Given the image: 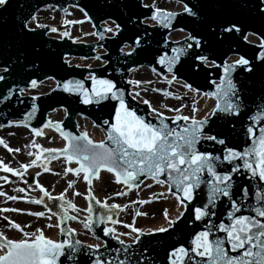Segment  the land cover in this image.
I'll return each instance as SVG.
<instances>
[{
	"label": "snow or ice",
	"instance_id": "snow-or-ice-1",
	"mask_svg": "<svg viewBox=\"0 0 264 264\" xmlns=\"http://www.w3.org/2000/svg\"><path fill=\"white\" fill-rule=\"evenodd\" d=\"M6 4L7 0H0V6H6ZM194 7L198 6L190 7L188 3H185L182 11L189 16H196L197 12L194 11ZM215 7L239 9L243 16L237 17L234 14L231 17L223 16L218 21H214V26L211 28L213 35L216 32V27L220 25H224L220 27V34L223 36L232 32L242 33L248 21L259 22L260 29L250 33L251 36L258 38L259 53H254V58L259 62L258 64H254L245 55H238L231 61L226 60L223 64L217 65L216 61L210 59L207 54H202L204 53L205 41L199 33H190L187 36V41L190 43L186 41L184 47H174L172 49L173 55H163L157 60V63L163 65L169 74L173 73V66L185 54L189 58L190 67L199 68L203 64L209 68L220 69L219 80L213 82L215 84L213 91L200 93L198 89L192 88L189 84L184 85L191 92H197L198 95L214 99V105L203 117H198V108L194 101L190 115L180 114V108L169 109L175 113L170 118L173 124L175 121H183L182 126H169V123L166 122L169 118L155 108L151 109L150 113L154 114L157 121L154 123L147 119L146 115H138L130 107L125 91L117 86L112 79L90 75V87H87L83 80L66 79L62 83L58 82L57 87L62 88L66 93L77 94L80 101L85 105L99 104L106 100L114 102L111 105L113 111L109 119L102 121V124L106 126L104 129L106 134L101 140L95 141L88 136L86 131L80 132L79 135H73L61 130V135L66 141L63 149H41L39 144H35L34 147L49 154L60 152L66 161H74L77 166L67 167L65 172L75 175L82 173L84 180L89 185L92 184V177L99 179L98 174L101 170L113 174L116 183H123L128 188L138 186L137 180L140 176H150L157 183L167 184L169 194L174 197L180 208L190 212L188 225L207 221L201 230H193L188 234L190 239L187 243L176 241L175 244L168 247L166 250L167 264H264V103L257 105L258 110L254 114L247 115L240 86L234 82L233 77V72L237 67L249 74L258 68L264 69V0H216ZM177 15L178 13L174 11L156 8L152 12L151 19L169 27V21ZM85 17L88 18L87 13H85ZM35 19L36 17L32 16V20L35 21ZM134 21L135 17L130 16L128 22L134 23ZM65 23H69V21H65ZM110 23L111 27L106 26L104 31L116 36L121 32V25L115 20ZM22 27L24 29L20 33L22 39L26 40L29 36L35 35V29L29 27L27 22H24ZM37 27H41V25H37ZM49 30L51 32L57 31L56 28ZM61 35L66 36L68 33L64 32ZM244 38L247 40L248 35H245ZM14 43L15 41L11 39L0 37V45L9 49L13 48ZM140 43V36H134L133 44L138 46ZM196 49H199L200 52L198 53ZM35 51L38 52L39 49ZM96 59H100V57L97 56ZM25 61L26 52L21 50L19 45H16L15 57L0 61L4 65L0 67V81H6L12 75L14 65L17 63L22 65ZM46 79H53V77H46ZM175 79L176 76L171 75L169 83ZM38 83L39 81L33 78L28 81V87L36 88ZM129 83L136 84L139 82L129 81ZM14 90H18L21 94L25 92L24 88L16 89V86L13 85V87L7 88L6 94L0 93V97H2L0 102L14 95ZM165 94L168 95V93ZM136 96H139L138 92L133 96V99ZM260 100L264 102V90L260 94ZM143 103L148 104L149 102L144 100ZM182 107L184 105H181ZM247 111L251 112L252 110L248 109ZM217 114L232 117L247 115L249 124L244 130L248 139L251 140V144L244 147L243 150H238L235 146H227L225 137L230 131L227 123L220 126V130L216 131L215 134H212L209 118ZM25 115L28 117L31 116V113ZM32 132L37 135L41 134L35 128L32 129ZM203 141L221 146L222 155H214L210 151L199 150L197 145ZM40 151L35 154L36 158L30 164H22L20 167L27 168L35 165L37 161L41 160ZM221 165L224 167L221 168ZM0 169L16 176L21 175L3 163H0ZM241 169L250 174V177L257 178L261 182L260 187L254 192L257 205L247 204L250 199L249 188L238 186L234 188L235 175L240 173ZM205 173L206 177L202 179ZM161 175H164L166 179L161 180ZM71 183L69 182V187H71ZM201 185H205L207 191L206 195H202L197 202V192L203 191ZM36 187L49 200L62 202L58 206L61 210L60 213L53 212V216H58L61 221L65 218L77 219L76 216H68V209L74 210L75 205L66 201L63 193L57 197H52L38 182H36ZM20 190L23 191V189ZM236 193L240 195L237 196ZM116 195L122 196L125 193L118 192ZM87 198L96 200L91 190L88 191ZM8 199H16V197L9 196ZM222 199L228 201L231 209L226 214L228 222L213 223L212 218L217 217L216 208ZM31 202L38 205L44 204L43 199H34ZM97 203L110 210L119 207L116 204L109 206L100 201ZM45 211L52 212V208L45 204ZM86 211L91 215V206ZM30 214L41 217L45 213L34 212ZM183 215L184 211H179L174 218H169L168 212L165 210L164 216L167 226L157 227L151 231L167 233L168 229L172 228ZM106 221L113 224L117 223L110 215L96 217L97 223H106ZM84 224L86 228H90L92 221L86 219ZM12 226L18 230H23L18 224ZM51 226L48 225V227ZM57 227L61 233H65L62 240L47 238L41 229H36L35 233L24 232L25 238L22 239H8L0 234V264H59L60 258L64 255H67L70 261L79 264L76 256L81 250L89 253V250L101 247L99 244L82 246L81 241L73 240L67 234L73 233L74 230L68 229L66 233L59 223ZM125 227L129 228L132 234H135L132 236L133 244L138 242L141 235L144 234L141 229L132 224H127ZM114 231L112 228L103 226V232L106 235L114 233ZM214 232H220L224 235L211 239L210 237ZM122 235H129V233ZM114 239L124 249L125 259L119 260L118 264H132L129 253L130 245H125L124 240L120 239L119 236H114ZM225 245L228 246L227 249ZM228 249L235 255H230ZM116 251H120V249H116ZM147 251L145 249V252ZM91 264H117V261L110 255L105 261L104 257L97 253L95 258L91 259ZM137 264H147V257H141Z\"/></svg>",
	"mask_w": 264,
	"mask_h": 264
},
{
	"label": "water",
	"instance_id": "water-1",
	"mask_svg": "<svg viewBox=\"0 0 264 264\" xmlns=\"http://www.w3.org/2000/svg\"><path fill=\"white\" fill-rule=\"evenodd\" d=\"M185 4L188 3L190 7H194V11L197 12L196 16H189L187 13H180L176 17H173L169 21V27H165L163 24L156 21L157 25L149 26L142 24V20L146 23H154L151 19L152 12L154 11L149 5L141 3V0H7L6 6H0V37L11 39L15 41L12 49L6 46L0 45V61L13 58L16 55V45H19L21 50L26 52V61L21 65L17 63L13 66L12 75L6 81H0V93L6 94V90L9 87L16 86L18 88L28 87V81L36 78L38 81L45 80L46 77H53L56 83H62L63 80H83L87 87L91 86L89 78H85L86 74L93 73L101 78L112 79L114 83L125 91L127 102L130 107L136 111L138 115H146L147 119L156 123V119L149 116V109L146 104H141L129 96L130 84L127 82V76L129 69L133 67L146 66L151 69H155V72L160 75L169 74L167 69L157 63L160 56L173 55L172 49L174 47H184L187 38L172 42L166 39V35L178 28H182L191 34L199 33L200 37L205 41L204 53L207 54L210 59L215 60L217 65L223 64L224 60L229 56L227 61H231L236 57L233 55H245L254 64L259 62L255 60L254 53L258 54L259 49L257 45V38L248 35V41L254 42V44H248L244 41L243 36L246 32H253L260 29L261 25L256 21H248L243 28L242 33L236 34H224L221 36L220 25L216 27V32L213 35L211 28L214 26L213 22L218 21L223 16L231 17L236 15L242 17L243 13L239 9H220L215 7L216 0H176ZM78 6L83 9L95 27V35L98 40L94 43H76L68 39L67 35H61V39H54L45 36V33L50 31L51 27H43L35 30V35L29 36L26 40L20 37V33L24 31L22 25L24 22H28L29 19L39 10L47 6H55L59 10H63L66 6ZM143 5V6H142ZM148 6V7H145ZM183 7V5L181 6ZM156 8V7H153ZM134 16V23H129V17ZM104 20H115L121 25V32L113 37H106L104 28L99 24ZM43 26V25H41ZM104 26L111 27L110 22H106ZM66 31V30H65ZM63 33V32H62ZM139 35L141 43L137 46L133 44L134 36ZM183 33H171L169 39H181ZM72 38V37H71ZM77 41H89L78 38H72ZM190 43V41H187ZM124 44H128L130 47H124L120 50ZM101 46L102 54H96L94 48ZM39 49L38 52L35 50ZM191 51V50H189ZM199 53L200 50L196 49ZM82 56L84 58L100 57V60L107 61L97 69L77 68L74 66H68L63 58L65 56ZM80 59L67 58L69 64L78 63ZM30 62V63H29ZM82 63L94 67L100 63L97 60H82ZM4 65L0 63V67ZM119 69V71H117ZM176 76V79H180L187 84H190L194 88L202 92L213 91L215 84L213 81L219 80L220 69L209 68L201 64L199 68L190 67V61L187 54L180 57L176 65L173 66L172 75ZM234 82L240 86L241 97L244 99L245 112L247 115L254 114L258 109L257 105L264 103L260 100V94L264 90V69L258 68L255 72L249 74L245 73L237 67L233 72ZM131 81V74L129 77ZM52 81H44L37 84L36 88L25 90L24 95L36 96L48 90L53 86ZM18 90H14V95L9 99L0 102V124H7L12 119H22L23 124L30 125L38 128L41 122L44 120L47 112L53 111L55 108L63 107L67 112V116L64 120L58 124H49L56 133L62 138L61 130L65 133H72L73 135H79L80 133L76 129V122L74 117L77 115L84 116L93 121L96 125L106 128L102 124V121L109 119L113 108L111 107L114 102L110 100L102 101L101 103H91L88 105L83 104L77 94H69L56 86L47 94L39 97H19ZM2 98V97H0ZM35 105V107H33ZM251 109V112L247 110ZM26 113H31V116L26 117ZM247 115H241L238 117L226 116L225 114H217L209 118V125L212 129V134L220 130V126L228 124L230 131L227 133L225 139L227 146H235L238 150H243L244 147L251 144V140L248 139L244 129L249 124ZM169 126H182L183 121H175L174 124L169 118L166 120ZM230 122V123H229ZM207 127V126H206ZM80 130V127H78ZM81 131V130H80ZM104 132V131H103ZM105 134V133H104ZM64 139V138H63ZM66 142V141H65ZM107 143V141H106ZM199 150H207L214 155H222L220 149L221 146L212 142L203 141L197 145ZM60 149L62 146L56 147H41ZM58 157H64L60 152L45 153L41 155L43 163H47ZM74 162V161H73ZM224 166L221 165V168ZM150 177V176H149ZM206 177V173L204 177ZM147 177L140 176L137 180V185ZM161 180H165L166 177L161 175ZM235 187H247L250 189L247 204L257 205L255 201L254 192L260 187V183L257 178L250 177L245 170L241 169L240 173L235 175L234 178ZM203 191L197 192V202L202 195H206V186L201 185ZM175 190V189H173ZM239 196V193H236ZM66 198V197H65ZM88 206H91L92 213L89 220L92 221L90 230L93 234L101 239L102 246L98 249L89 250V253H85L83 250L76 256V260L79 264H91V259L95 258L99 253L104 257L105 261L108 260L109 255L117 261L125 259L123 255L124 249L111 235H106L103 232V226L105 222L97 223V216H108L112 219L115 218L117 209H106L98 204L96 200L88 199ZM58 201V202H57ZM57 202V203H56ZM60 200H54V208L58 207ZM194 206V205H193ZM52 208V209H54ZM231 210L227 200L222 199V202H218L216 211L217 217H213V223H219L220 221L228 222L227 212ZM184 215L179 221L168 229L167 233L153 232L149 234H142L141 238L135 244L127 243L130 245L129 253L132 259V264H137L141 260V257H147V264H167L166 250L170 245L176 243V241H182L187 243L190 236L188 235L193 230H201L204 224L195 222L192 225H188L187 221L190 218V212L187 209H183ZM248 214V213H241ZM66 219V218H65ZM60 221V227L65 229L66 220ZM107 222V221H106ZM198 225V226H197ZM4 235V232L1 231ZM151 232V231H146ZM144 233V232H143ZM115 234V233H114ZM223 233L214 232L210 237L215 239L217 236H222ZM116 236V234H115ZM82 246H86L81 244ZM226 249L228 248L225 245ZM120 249V251H116ZM145 249L148 251L145 252ZM229 250L230 255H235ZM200 259V258H197ZM59 264H75L74 261H70L67 255L60 258Z\"/></svg>",
	"mask_w": 264,
	"mask_h": 264
},
{
	"label": "rangeland",
	"instance_id": "rangeland-1",
	"mask_svg": "<svg viewBox=\"0 0 264 264\" xmlns=\"http://www.w3.org/2000/svg\"><path fill=\"white\" fill-rule=\"evenodd\" d=\"M155 2L156 0H154V4ZM65 21H69V23H65ZM28 25L31 28H37V25H43V26L48 25L53 28H56L57 31L53 32V36L55 37L59 36V33L62 30L64 31L66 30L68 35L72 38H78L83 40L92 39L91 26L88 23H85L84 16L80 13V11L75 10L73 8H67L66 12L64 13L55 11L52 8L43 10L36 15L35 21L32 20ZM139 73H140V77L135 79L134 76L139 75ZM139 73L134 75L133 73L131 74V81L139 82L136 84H132L131 87L132 96H135V94L138 92L139 96H136L135 98H137L141 102L147 100L149 102L148 105L152 109L155 108L159 112L167 116L170 114L169 109L172 108L182 109L183 107L181 108V105H184V108L187 109V111H184L186 114H191V109L193 106L192 102H194L193 100L194 97L192 98L189 97V93L191 92L189 91L188 88L184 87V83L183 85H179L177 84L178 81H175L176 82L175 86L177 87V90H171L172 88L171 89L168 88L172 86L173 83L172 81L171 83H169V80L166 81L164 77H160L154 74L151 70H148L147 68H140ZM157 82L158 84H156ZM165 93H168V95H170L171 97L166 95ZM178 95L181 96V99H177V97H179ZM183 95H188L189 97V99H187L186 102L182 101ZM53 113L54 115L56 114L55 118H59L60 114H62L61 111L58 110ZM86 122L90 124L89 121L79 120L78 127H80L81 131H86L88 136L91 139H93L90 134L91 126L88 125ZM93 128L101 129L100 127H95V126H93ZM47 138H52V143H54L58 137L54 140H53L54 137L52 135ZM37 142L38 141H36V144ZM34 145H35L34 143L33 144L31 143L30 147H24V150L22 154L18 157V160L16 157L12 156L10 157V161H8L7 163L10 166L14 165V168H16L17 164L19 166H21L22 164L23 165L30 164V162L33 160V157L36 154V148L34 147ZM54 145L56 144L54 143ZM61 170H62L61 167L57 165L53 173L49 175V177L51 178L50 183H47V181H44L43 179H40L39 182L46 188L49 194H52L54 191H65L66 195L68 197H71L73 196L72 192L74 190L77 191L78 188L80 187L78 183V179H76V182L73 187H69V182L75 181V178L72 176L70 177L65 176V174ZM19 171H25L22 177L16 175L11 176L10 174L3 173L0 178V182H4V184L0 185V188L2 187L7 193V195L10 196L19 194L18 191L20 190V188H24V195L28 196V198L33 197V195L37 196L38 194L37 190L33 191V189H35L36 187V182L34 179L36 178V173L39 172L36 165L27 168H20ZM107 173L108 172H105L104 174L105 176L103 175L101 176L102 178L105 177L104 180L107 185H105V187L103 186L102 188L99 184H96V186L98 187L96 191L97 192L96 195L98 196L99 199H102L103 201H107L110 197H115V199L109 200L108 204L116 203L117 205L121 206L122 221L131 223L132 219H136V224H134V226H140L141 222H143L144 220L145 221L148 220L149 217H147V215L149 213H153L154 217H157L153 219L154 221L151 222H157L160 220L159 217L164 215V211L166 210L165 202H163V199L158 197L157 198L158 200L154 201L153 204H146L143 207L140 206V204L149 200L151 195H154L153 193L156 192L157 188L152 190H148L144 188L137 191H133V193L132 192L129 193L128 196L117 197L116 193L120 192V190L112 182L113 179L109 175H107ZM5 177L7 178L6 180L4 179ZM7 180H16V181L11 183ZM77 200H80V198L78 197ZM134 202H136V204L138 205L137 216L133 209ZM27 210H30V212H39L42 209L38 207H33L32 209H27ZM144 213H146V215H144ZM1 219H3V217ZM3 221L4 223L7 224L5 219H3ZM14 221L17 223L16 219H14ZM39 221H41V225L36 226L35 230L41 229L40 226H43L46 223V221H44L43 218H39V220L38 219L36 220V223H34V225L35 224L37 225ZM47 222L50 223L49 220H47ZM9 224L13 225L15 223L9 221ZM20 226L26 232L29 233L33 232L34 229L33 227H30V229H28L26 228L25 224ZM80 239L81 241L82 240L85 241L84 238L82 237H80Z\"/></svg>",
	"mask_w": 264,
	"mask_h": 264
},
{
	"label": "bare ground",
	"instance_id": "bare-ground-1",
	"mask_svg": "<svg viewBox=\"0 0 264 264\" xmlns=\"http://www.w3.org/2000/svg\"><path fill=\"white\" fill-rule=\"evenodd\" d=\"M141 3L142 4H145V5L152 6V7L160 8V9H165V10H168V11H174V12H176L178 14H180L182 12V8H183V7H181L182 6V3L180 1H178V3H176L175 1H171V0H156V2L154 4V0H141ZM135 74H138V73L136 72ZM139 77H140V74L137 75V76H134L135 79L136 78H139ZM170 79H171V77H166L165 78V80H170ZM156 84H158V82ZM175 84H176V82H174V84L172 83V86L169 87L168 89H171L172 88L171 90H177V87L175 86ZM177 84L183 85L180 82H178ZM189 97L190 98L194 97L193 100L196 102V106L198 108V113H197L198 117H203L204 114L215 103V101H214L213 98H208V97H205L203 95H198L197 92H191V93H189ZM189 97H188V95H183L182 96V101L183 102H186V100L189 99ZM179 99H181V96H179ZM192 104H193V102H192ZM184 111H187V109L183 107L182 109H180V114H182V115H190V114H186ZM169 113H170L168 115L169 117H172L173 115H175V113H173L172 111H170ZM55 116H56V114L53 115L52 118L50 117V119L51 120H55L56 119ZM60 117H61V114H60ZM88 125H90V124H88ZM0 131L2 133V136L5 139H7V138L10 137V139L13 140V141L17 139V135L16 136H14V135L13 136L12 135L9 136V133L10 132H16V131L18 132V134H21L24 138H29L30 137V139H32V137H34V139L36 138L37 141H41L45 137L47 130L44 129V135H42V136H37L35 134H31L30 132H28L27 130H25L23 128H21V129H17V128H4L3 130H0ZM90 131H91L90 134H91L92 138L95 139V140H101L104 137V135H105L104 132L101 129H98V128H92V129H90ZM7 140L9 141V139H7ZM38 144L41 147H49L47 142L46 143L39 142ZM55 144L56 145H52V146L53 147L63 146V141L60 140V139H57L55 141ZM59 163H61V160L54 162L53 165L56 166ZM62 167L65 168L67 166L65 164H63ZM102 174H104V173H102ZM102 174L99 176V179H97L96 181H94L92 183V186L91 187H88L86 185H82L79 188V193H76V196L80 198V200H78V201H73V199H71L70 197H68L63 191H54L53 194L55 195V194H58V193L59 194L63 193L64 197H66L69 202H71L73 205H75L74 212L71 213L72 216H76L78 220H82L86 216V214H85L84 197H85L87 191L91 190L92 193L94 191H97V188L98 187L95 185V183L96 184H99L102 188H103V186L105 187V185H107L106 182H105V180H104L105 177H103V178L101 177ZM103 176H105V175H103ZM42 177H43V179H45L44 176H42ZM145 182H151L152 184L156 185V187H154V188H157V192L163 194L164 201H165V207H166V210L168 212L169 218H174L175 215H177L178 212L181 211V208L176 203L174 197H172L169 194V192L167 191V187H165V185L162 184V183H157L156 181H153V180H150V179H146ZM71 197L74 198V196H71ZM159 218H160V220L157 221V222H151V221H154L153 219H155V217L152 218V219H148L147 221L144 220L143 222L140 223L141 225L139 227H136V228L141 229L142 232H146V231L154 230L157 227H165L167 225L166 224V220H165V216L163 215V216H160ZM20 220L23 223H25L26 221L30 222V227L31 226H33V227L36 226V225H32V223L34 222V219H32V218H28V217L24 216ZM119 221H122V215H121ZM52 223H53V229L50 230L47 233H44V235L45 236H48V238H50V239L56 240L57 237H58V231L55 228L56 220L53 219L52 220ZM124 224H126V223H124ZM111 225H112V223H111ZM70 226H71L72 229L77 230L78 231V232L76 231L77 233H81L82 232V229H79V227H78L77 224L70 223ZM113 229L115 230L114 233L116 234V236H119V238L120 239H123L124 242H128V241L131 242L132 241V236L135 235V234H132L131 233V230L129 228L125 227V226H120V225L114 226L113 225ZM46 230L47 229H45V232H46ZM3 232L5 234V231H3ZM123 233H129V235H122ZM78 237H79V235L76 236L75 239H77ZM81 237L85 239V243L88 244V245L101 244L100 241H98V240H96V239H94L92 237H83V236H81Z\"/></svg>",
	"mask_w": 264,
	"mask_h": 264
},
{
	"label": "flooded vegetation",
	"instance_id": "flooded-vegetation-1",
	"mask_svg": "<svg viewBox=\"0 0 264 264\" xmlns=\"http://www.w3.org/2000/svg\"><path fill=\"white\" fill-rule=\"evenodd\" d=\"M22 204V202L20 200H14V199H8L7 196H3L2 194H0V209H6L2 210V212H0V216L4 217L5 219H12L11 221H14V219L17 220V223H23L21 222V218L24 217L25 215L21 212L18 211H13V209H9L10 206L13 205H20ZM3 218V219H4ZM3 219H0V224H1V228L3 229V231H5V234L10 235V236H15L16 234H19L20 230L14 228V227H8L6 223H4ZM6 221V220H5Z\"/></svg>",
	"mask_w": 264,
	"mask_h": 264
}]
</instances>
